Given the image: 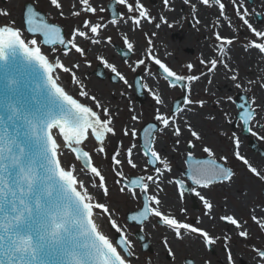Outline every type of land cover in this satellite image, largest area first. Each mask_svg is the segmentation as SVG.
Masks as SVG:
<instances>
[{"label": "snow or ice", "instance_id": "snow-or-ice-1", "mask_svg": "<svg viewBox=\"0 0 264 264\" xmlns=\"http://www.w3.org/2000/svg\"><path fill=\"white\" fill-rule=\"evenodd\" d=\"M47 3L51 11L65 17L62 0H47ZM115 4L124 11L117 12L110 21L112 25L119 27L121 21L125 25L130 23L132 31L143 28L145 23L156 29L172 27L163 12L153 17L142 0H115ZM182 4L190 8L194 25L201 23L198 6L217 7L218 17L212 22V27L215 29L222 19L227 21L230 29L238 30L228 17L223 0H182ZM230 4L234 17L241 22L240 26L250 33L245 49L257 51L264 57V27H255L249 19L256 13L249 11L246 0H230ZM162 7L166 12L173 11V0H162ZM105 11L104 7L93 6L92 0H75L68 15L77 18L78 23L67 36L60 26L42 16L35 5L27 6L19 23L8 19L10 12H0V17L7 19V22L0 23V66L15 72V78L6 77V84L0 90V264H134L138 257L128 222L135 223L142 232V225L154 218H157L155 224L165 227L177 241L191 240L195 236L205 249L220 243L226 253V264H235L230 246L232 235L226 232L215 235L214 228L201 226L202 219L197 218L194 225L179 219L174 206L165 208L159 193L163 192L162 177L172 171V166L162 155V149L156 147L155 133L159 125V131L170 133L175 144L179 145L187 132L191 137L187 144L189 148H195L194 141H201L203 137L184 117L193 113L195 108H204L207 102L193 96V85L202 78H208V84H211L210 77L222 68L225 79L235 89L253 92L251 98L236 106L235 120L224 113L227 123L238 122L253 137L264 140L261 134L264 130V123H261L264 119V76L247 80L245 86L238 70L224 57L225 48L233 44L234 37H224L219 31L214 32L217 43L213 58L201 57L199 60V64L206 68L199 75L192 74V63L182 65L181 71L171 67L154 51L152 37L156 32L144 33L148 46L143 50L144 58L136 61L132 71L143 69L156 82L155 90L140 82H137V87L148 88L155 101L154 120L157 123H148L146 127L137 129L135 124L140 122L141 115H131L133 126H125L123 136L130 137L133 142L126 149L121 144L111 155L110 171L113 183L119 186L118 191L134 201H141L139 209L124 217L125 222L121 223V217L108 202L110 188L107 177L86 150L89 141H94V151L105 154L106 141L110 134H115L111 111L87 90L77 75L80 64L68 66L58 54L59 49L64 56L74 52L86 58L88 49L84 44L105 42L102 33L107 25L100 15ZM122 38L128 52L133 51L134 44L129 36L122 33ZM106 42L111 44L112 38L107 37ZM97 60L103 62L116 79L132 87L117 67L102 56H97ZM152 67H156L155 73ZM61 73L70 74L75 92L67 90ZM161 80L168 88L179 87L182 92V101L174 103L167 111H162L166 105L160 89ZM257 88L262 94L259 98L254 92ZM225 99L233 101L230 95L215 103L222 105ZM210 118L215 119L214 116ZM230 141L235 149L232 152L234 159L250 174L264 181V162L254 164L242 155L240 140L235 133ZM202 151L210 159L195 160L189 151L185 178H173L168 183L175 185L181 203L185 192L194 194L202 202L204 216L215 220L212 215L214 206L201 190L208 189L217 181L230 182L234 172L226 166L228 156H220L219 160L225 163H218L213 158L215 153L211 147L203 146ZM137 155L140 160H137ZM125 165L145 174L126 175L123 171ZM179 212L183 215L185 209L180 207ZM260 212L257 215L254 208L250 220L259 233L264 234V209ZM219 221L234 229L235 236L245 241L252 239L248 221L235 214L221 215ZM105 226L113 232H106ZM161 243L175 264L176 252L167 235ZM250 250L253 253L250 264H264V245L253 244ZM186 264H194V261L187 259Z\"/></svg>", "mask_w": 264, "mask_h": 264}, {"label": "rangeland", "instance_id": "rangeland-1", "mask_svg": "<svg viewBox=\"0 0 264 264\" xmlns=\"http://www.w3.org/2000/svg\"><path fill=\"white\" fill-rule=\"evenodd\" d=\"M111 0H92L93 6L97 7H104L107 11V4ZM115 1V0H113ZM152 2H149V0H142V3L145 5V7L149 10L151 15L153 17H158L159 14L162 12L167 16H172L171 13L166 12L163 10L162 7V0H152ZM26 2H30L32 5H35V7L44 12L48 20L57 23L58 25H61L64 29L65 35L67 36L70 33L71 28L76 27L78 20L75 17H71L68 14V10L72 7L75 0H62V3L64 5L65 9V17H60L56 14V12L51 11L49 9V5L47 3V0H0V12L8 11L11 13V16L8 19H13L17 23L20 22L21 16L23 13V7ZM223 2L227 5V15L232 20L233 26L237 28L238 30L233 31L227 26V21H223L221 19V23L214 29L212 27V22L215 21L218 17V8L217 7H206V12L203 14L202 11L200 12V16L202 18L206 17V14L211 16L207 23H203V25L198 27V25H194L193 17L190 20H187V27L185 25L180 24V27L177 25L176 22H173L177 30H180L181 36H184L182 38H179L180 40H175L177 36H179V33L173 31L172 27L163 26L160 29L154 28L153 25H149L147 23L144 24L143 28L136 29L134 31L131 29V24L125 25L122 21L120 23V26L117 27L115 25H112L110 21L112 20L108 16V12H104L100 14L103 16L104 23L107 25L106 30L103 31L102 35L105 39V42L101 43L100 45H91L90 43L84 44V46L88 49L87 57H81L74 52L70 54L69 56H64V54L58 49V54L62 61L70 66L73 63H79L80 68L83 69L84 75H82L83 78H90L93 82H90L95 87V93L94 95L96 97L102 96L105 102L102 104L109 108L111 111V116L113 118V127H114V135L109 136V138L106 141V150L105 154H98L94 151L96 145L94 141H89L86 150L90 152V154L93 156L94 163L99 166L105 176L108 180V187L110 188V195L108 197V202L111 203L114 210L117 211V214L121 217V223H124V217L126 215V212L129 210L139 209L141 206V201H134L132 200L128 195L122 194L118 191L119 186L115 185L113 183V174L111 173V155L117 150V148L122 144L123 147L126 149L133 141L130 137L123 136V128L126 126L127 122L132 124V121L130 119L131 115L134 114H140L141 120L139 123L135 124V127L137 129H140L141 126H143L146 122L152 121L156 122L153 118L152 111L150 108H153L155 101L153 100L152 96L148 92V88H143L144 93V100L141 103L136 102V96L135 90H134V79L135 76L138 74L140 78V82L142 84H147L148 80L154 81L152 78H149L147 76V73L143 69H137V71L133 72L132 68L136 66V61L139 59H143V50L146 48L147 45V38L145 37L144 33H152L156 32V35L152 37L153 41V48L155 53L160 56L162 59H164L171 67H173L177 71H181L182 65H185L187 63H192L194 65V70L192 74L199 75L200 72H205L206 68L205 66H202L199 64V60L201 57L205 59H211L213 58L214 54V45L217 43L215 41L214 32L219 31L222 36L233 38L234 42L230 46H226L224 57L226 60L230 61L231 66H236V68L240 74V77L246 82L249 79H258L262 76H264V71H261L259 69V60L264 59L260 54H258L257 51L254 50H246L245 44L248 38H250V33H248L243 27L240 26L241 22L238 20V18L234 17V11L230 4V0H223ZM247 4H250V0H246ZM117 8L122 11L124 9L117 5ZM174 8V7H173ZM250 11V10H249ZM256 15L250 16L252 17L251 21L256 25L255 16L262 15L264 16L263 11H254ZM258 12V13H257ZM260 13V14H259ZM179 15V13H176ZM203 14V15H202ZM249 17V19H250ZM212 21V22H211ZM7 22V19L0 17V23ZM158 22V21H157ZM178 22L180 23V19H178ZM192 23L194 28L201 35V41L203 46H206V49H204V52L199 55L196 54V52L199 53V51H195V45L197 44L195 41L192 42V44L195 45H188V48L185 46H182L184 42H186L189 39H191L190 35L193 34L192 29H188V23ZM122 26H125L127 31L123 32ZM178 26V27H177ZM122 33L127 34L130 38V42L134 44V50L129 52V55L127 58L123 59L121 58L120 54L117 52V48L122 49L123 51H128L126 46L123 44V38ZM179 36V37H181ZM107 37L112 38V43L108 44ZM162 43L161 45H165L167 50L171 49L172 55L170 53L166 54L163 51V48L159 46L158 43ZM201 44V46H202ZM97 53V51H99ZM253 52V58H254V67H253V61H250V55L247 52ZM216 55H219L218 52L215 53ZM97 56H102L104 60H106L108 63L113 64L117 69L125 75L126 79L128 80L129 84L132 85V87H128L124 85L122 81H119L118 79L114 78L116 81H111L112 77L114 76V73H112L110 70H107L104 66V63L97 60ZM173 58L171 59V57ZM87 60V62H85ZM127 61V63L125 62ZM250 62H252L250 64ZM98 65H101L104 70V78L99 79L97 76H95V69ZM238 66V67H237ZM78 69V70H79ZM153 73L156 72V67H152ZM220 72H223L222 68H219L216 72L217 75H219ZM188 74V73H184ZM78 75V74H77ZM61 78H63L65 85L67 86V90L70 92H75L73 90V85H71L70 82V74H64L61 73ZM208 78L201 79L199 82H195L193 85V96L199 97L201 99H204L207 103L204 108H195L194 112L196 114L200 115L202 122L201 125L204 127L205 134H202L203 139L199 141V146L196 148L198 150L191 151L192 154L198 158L200 156H208L206 153L202 151L203 146H209L213 149L215 156L213 157L219 162L225 163L224 161H220L219 157L224 155L228 156V161L226 162V166H229L233 169L234 176L231 179L230 182H216L209 186L208 189L202 190V194L205 195L206 198H208L214 208L212 215L215 217V222H217L216 225L208 223L206 225H201L202 227H205L206 229L214 228V234L215 235H221L222 233H228V227L223 223L219 221V217L222 215L223 210H226V214H235L237 217H239L242 220L248 221V224L252 228V239L249 241H245L243 238H240L238 236H235L233 233V239L231 241V250L234 254V260L235 264H248L247 260L242 258L241 261H237V258L235 257V253H240L244 255L252 257L253 253L250 250L251 245H264V234L259 233V231L256 229L252 221L250 220V216L253 214V209H256V214L260 215V209H264V197L262 196V190L264 189V181L259 180L252 174H250L246 168L238 161L234 159L232 156V152L235 150L234 146L231 142L227 143V139H229L233 133H235L240 140V147H245L244 152H241L246 158L249 160L251 158H254L258 161V157L262 158L264 160V155L260 153H256L250 149L248 146V138L253 137H246L242 134V127L240 125H237L235 123V126H232V124H229L225 122H221L219 118L224 117V113H228L229 116L232 115L233 120L235 119V116L233 115L236 111L235 101H240L241 99L238 97L239 94H242L246 97V99H249L250 94L252 92H245L242 89L237 90L233 88L232 83L227 80L223 79L222 81L227 84L230 82V86L232 88V92H229L231 96L233 97L232 102H228L226 99L224 100L223 104L225 106V109L222 110L221 105H217L215 103L216 100H219L221 98H226L228 95H224L221 92H217L215 88H211L207 92H205V88L198 87L199 83L204 87H209L208 84ZM95 81V82H94ZM155 82V81H154ZM96 86L98 88H96ZM230 88V89H231ZM160 89L163 93V96L166 99L173 100L179 96L180 90L178 87L176 89H170L166 86V84L161 80L160 81ZM229 89V90H230ZM93 93V92H92ZM83 101V98H81ZM169 100H167L168 102ZM85 103H89V101H83ZM228 102L227 105L225 104ZM170 107H165L162 110L167 111ZM199 112V113H198ZM215 117V119H209L210 117ZM217 120V122L215 121ZM226 120V119H225ZM157 123V122H156ZM205 124V125H204ZM160 127V126H159ZM159 131V130H158ZM226 133L227 135H224ZM157 140H159L160 143H163L162 139H167L168 141L165 143L167 147L170 146L169 137H166L164 135H160L159 133H155ZM252 139H255L259 146V148L264 151V145L261 143V141L257 137H253ZM181 143V142H180ZM171 144H173L171 142ZM157 147V145H156ZM163 152V150H162ZM185 156V155H184ZM179 159L184 158L183 154L181 157L178 156ZM139 159L140 156H139ZM260 162V161H259ZM257 164V163H256ZM79 166V165H77ZM172 166V165H171ZM174 166V165H173ZM141 168H143V164H141ZM123 171L126 173V175L129 176H137V175H143L145 174L141 170H133L130 169L127 165H125ZM177 172V171H176ZM183 171H181L182 173ZM176 175L175 172L172 175L171 173H165V175L162 177L161 182V188L163 189V192L159 193L160 195H164L163 197H166L167 195L173 196L175 198L174 200H178L180 204L175 205L171 202H168L165 204V208L168 209L169 206H174L173 210L175 215L181 220H185L186 222L193 223L195 225L197 218H202L204 215V209L202 202L199 200L198 197H196L194 194V200H195V208L192 207V200L190 196L185 192L184 200L181 203L179 200L178 191L175 189L174 184H169L168 181L171 180L174 176H177L179 178L182 174ZM166 176V178H165ZM171 177V178H168ZM186 184L190 186V182L186 181ZM199 190V189H198ZM153 192H155V188L152 189ZM180 207H183L185 209V214H180L179 209ZM157 218H154L150 223L145 222L143 227V233L146 231V228L149 229V233L151 234V237H148L146 233H144L145 237L148 239L150 247L148 250H142L140 247V244L138 242V239L134 236L133 233L137 229L140 230V227L135 225H130L129 227V234L130 238L133 241V244L135 245V254L136 257H138L137 260H134V264H151L154 256V245L162 246V238L167 235V233L171 236L172 234L163 226L156 225L155 220ZM213 222V221H212ZM223 224V226H222ZM155 225V226H153ZM146 226V227H145ZM105 231L108 233H112L113 230L110 229L109 226H105ZM158 236L156 237V240L152 236ZM168 236V235H167ZM197 241V242H196ZM171 242V241H170ZM182 242V243H181ZM181 247L176 250V258H175V264H186V258H190L194 261V264H202L198 258L193 254L192 251H188L187 253L184 252V248L188 244H198L201 245L199 240H196L195 236L192 237L191 240L184 239L183 241H180ZM172 246V245H171ZM173 248V247H172ZM201 250H204L206 254L207 261H210L211 264H226V253L224 252L223 248L221 247V244L218 243L217 245L213 246L212 248L205 249L201 245ZM159 251V250H158ZM161 259L165 260L164 264H173V261L170 257L166 255V252L162 250L161 253ZM180 254V256H179Z\"/></svg>", "mask_w": 264, "mask_h": 264}, {"label": "bare ground", "instance_id": "bare-ground-1", "mask_svg": "<svg viewBox=\"0 0 264 264\" xmlns=\"http://www.w3.org/2000/svg\"><path fill=\"white\" fill-rule=\"evenodd\" d=\"M152 3H153V1L152 0H150ZM173 1H177V0H173ZM180 3H182V0H179V1H177V2H174V4H173V7H174V10L173 11H171V13H172V16H169L168 17V19H169V23L172 25V28H173V31H175L176 33L178 32L179 33V36H181L180 34V30H177L178 28H176L175 27V25L173 24V22H176L177 23V25L180 27V23L178 22V19H179V15L178 14H176V10L180 7ZM255 3V4H254ZM254 4V5H253ZM246 6L249 8V10L250 9H252L251 11H263L264 12V0H253V2L251 3V4H247L246 3ZM206 11H203V14L205 13ZM170 13V12H169ZM198 14H199V12H198ZM202 14V15H203ZM68 15V14H67ZM66 15V16H67ZM210 17L211 16H209V15H207L206 14V17H204V18H202V16H200L199 18H201V20L202 21H204L205 20V24L207 23V21L208 20H211L210 19ZM173 21V22H172ZM186 21H184V23H185ZM212 22V21H211ZM184 23H183V25H184ZM181 24H182V22H181ZM201 24V26L203 25V22H201L200 23ZM177 26V27H178ZM181 28V27H180ZM193 28H194V26H193ZM192 29V28H191ZM122 30H123V32H126L127 31V29H126V27L125 26H122ZM193 34H191L190 35V37H191V39H189V42H188V40L186 41V42H184L183 44H182V46H185V47H187L188 48V45H195V44H192V42L193 41H195L197 44L195 45V51H199V53L198 52H196V54H199V55H201L203 52H204V49H206V46H203V44H202V46H201V44H200V41L202 40L201 39V35L199 34V33H197V32H195L194 31V29H193V32H192ZM179 36H177V38H175V40H180L179 38H182V37H184V36H181V37H179ZM162 43H158L157 45H158V48H159V46H161L162 48H163V52L164 53H166V54H168V53H170V52H172V50L171 49H169V50H167V48L165 47V45H161ZM98 52H100V50L99 51H97V53ZM249 55H250V61H253V67H254V58H253V52H247ZM171 55H172V53H170ZM173 58V56L171 57V59ZM259 64H258V66H259V69H261V71H264V59H260L259 61ZM252 62H250V64H251ZM233 67H236V66H233ZM238 67V66H237ZM77 74H78V76L81 78V80H82V82L86 85V87H87V90L91 93V94H93L94 95V93H95V87L93 86V84L92 83H90V82H93L92 81V79H90V78H83L82 77V75H84V71H83V69H79V70H77ZM62 77V76H61ZM211 79H212V83L211 84H209V87H204V86H202L200 83H199V85H198V87H203V88H205V89H208V90H210L211 88H215V90H217V92H221V93H223L224 95H228V93L229 92H232V88H231V86H230V82H228L227 84H225V82L224 81H222L225 77H224V73L223 72H220L219 73V75H217L216 73H215V75L214 76H212V77H210ZM202 79H205V78H202ZM208 80V79H207ZM64 82V80H63V78H62V83ZM95 82V81H94ZM63 84H65V83H63ZM146 85H148L149 87H151V88H153V90H155L156 89V82H152L151 80H148L147 81V84ZM232 86H233V88H235L234 87V85L232 84ZM96 88H98L97 86H96ZM231 88V89H230ZM230 89V90H229ZM73 90H75V88H74V86H73ZM93 92V93H92ZM254 92H255V95L259 98V97H261V92H260V90L257 88V89H255L254 90ZM230 94V93H229ZM231 95V94H230ZM252 95H253V92L251 93V97H252ZM100 101H101V103H103V102H105V100L103 99V97L102 96H99V97H97ZM163 98H164V100H165V105H166V107H169L170 105H169V103H170V99H166L164 96H163ZM167 100H169L168 102H167ZM225 104H227V105H230V104H228V102H226ZM155 107H156V105L154 104V106H153V108H150V110L152 111V115L151 116H153V118H154V115H155ZM221 108H222V110L223 109H225V106L224 105H221ZM163 111V110H162ZM199 113V112H198ZM231 117H232V115H231ZM233 118V117H232ZM184 119H187L188 120V122L190 123V124H192L193 126H194V128H195V130H197L201 135L202 134H205L206 132H205V130H204V127L201 125V123L203 122L204 123V121L203 120H201V118H200V115H198V114H196V112H193V113H189V114H186L185 115V117H184ZM209 119H211V118H209ZM219 120L221 121V122H223L224 124H225V122H227L226 120H225V117H221V118H219ZM216 122H217V120H215ZM261 123H264V119H261ZM205 125V124H204ZM126 126H128V127H131V126H133L131 123H129V122H127V124H126ZM158 133H159V135H164V136H166V137H169V141L170 142H172V143H174V144H170V146L169 147H167V145L165 144L168 140L167 139H162V141H163V143H160L159 141H158V144H157V148L158 149H162L163 150V152H162V155H164V156H166L168 159H171L170 160V162H172L173 163V167H172V171H171V173H173V172H176V171H180V169H181V167H182V163H181V161L178 159V156L179 157H181L182 156V154H184V155H187V152H189V151H193V150H198L196 147L195 148H189V146H188V144H187V140L188 139H191V137H190V134L189 133H187V132H185V135H184V137H182L181 138V143L179 144V145H176L175 144V138L174 137H172L171 135H170V133H161L160 131H158ZM261 134L262 135H264V130H261ZM250 141V140H249ZM229 142H231L230 141V138L229 139H227V143H229ZM194 143L196 144V146L198 147L199 146V141H194ZM244 148L245 147H242V148H239V151L240 152H244ZM243 155V154H242ZM137 160H140L139 159V155H137ZM254 164H259L260 162H263V160L262 159H260L259 157H258V160L260 161H257V160H255L254 158H251L250 159ZM165 178H166V176H165ZM199 190H201V189H199ZM202 191V190H201ZM160 195V194H159ZM164 195H160V197L164 200V202H165V204L166 203H168V202H171V203H173V204H175V205H178V204H180L179 203V201L178 200H174L175 198H173V196H170V195H167L166 197H163ZM169 204V203H168ZM257 212V211H256ZM226 214V210H223V212H222V215H225ZM202 220H203V224L202 225H206V224H208V223H211V224H214V225H216L217 224V222H215L216 220H210L208 217H206V216H204L203 215V217L201 218ZM213 221V222H212ZM145 225V224H144ZM222 226H223V224H222ZM255 226V225H254ZM146 227V226H145ZM105 230V229H104ZM144 233H146L147 234V236L148 237H151V234L149 233V229H147L146 228V231L144 232ZM233 233H234V229H231V228H228V233L227 234H229V235H233ZM167 235H168V238H169V240L171 241V245H172V247H173V249H174V251L176 252V250L178 249V248H180L181 247V244H180V241H177V240H175V239H173V237L171 238V236L167 233ZM155 240H156V237H158V236H156V235H154V236H152ZM182 243V242H181ZM154 248H155V250L156 251H154V256H155V258H153V260H152V262H151V264H164V261L165 260H162L161 259V253H162V250L163 251H165L164 250V248H163V245L161 246V245H159L158 246V250H157V245L155 244L154 245ZM188 251H192L193 252V254L198 258V260L202 263V264H205V262H207V258H206V254H205V252H204V250H201V245H198V244H188L187 246H186V248H184V252H188ZM248 255H250V253L248 254ZM248 255H244V254H240V253H235V257L237 258V261H241L242 260V258H244V259H246L247 260V263L248 264H250V256L248 257ZM179 256H180V254H179Z\"/></svg>", "mask_w": 264, "mask_h": 264}, {"label": "water", "instance_id": "water-1", "mask_svg": "<svg viewBox=\"0 0 264 264\" xmlns=\"http://www.w3.org/2000/svg\"><path fill=\"white\" fill-rule=\"evenodd\" d=\"M30 3H26L25 6H24V11L26 10L27 6L29 5ZM110 12V15L111 17H115L117 15V12H116V9L114 7L113 4H110L109 5V11ZM41 15L44 16V14L40 11ZM62 29V28H61ZM62 32H63V29H62ZM119 54L122 56V58H126L128 55H129V52H126V51H123L122 49L120 48H117ZM125 53H127V55H125ZM97 76H99L100 78H103V70L101 67H98L97 69ZM6 77L8 78H15V72H13L11 69H5L4 67L0 66V90H2L6 84ZM137 82H140V79H139V76L137 75L136 78H135V82H134V85H135V88H136V94H137V98L138 99H141L142 98V87L138 88L137 87ZM182 99V98H181ZM180 99V100H181ZM177 102H180L179 100ZM146 127V126H145ZM133 213V212H132ZM130 213V214H132ZM129 214V215H130ZM137 234V237L140 239L141 236H143L142 234L139 233H136ZM142 245L144 248L147 247V242L143 239H140Z\"/></svg>", "mask_w": 264, "mask_h": 264}, {"label": "flooded vegetation", "instance_id": "flooded-vegetation-1", "mask_svg": "<svg viewBox=\"0 0 264 264\" xmlns=\"http://www.w3.org/2000/svg\"><path fill=\"white\" fill-rule=\"evenodd\" d=\"M177 1H179V0H177ZM177 1H173V4H174V2H177ZM149 2H151L150 0H149ZM253 2V0H250V4ZM255 4V3H254ZM253 4V5H254ZM180 5V7L175 11L176 13H179V19H180V24H181V22L182 23H184V21H186L185 23H184V25L187 27V20H190L191 18H192V14H191V10H190V8L188 7V6H184L182 3H180L179 4ZM207 9L206 7H204V6H198V12L199 11H202V13H203V11H205V10ZM251 10L252 9H250V12H251ZM121 13L123 12L121 9L119 10ZM171 13V12H170ZM258 13V12H257ZM260 14V13H259ZM171 15H172V13H171ZM200 17V12H199V14H198V18ZM252 17H250V22L252 23V19H251ZM200 19V21L201 22H203V23H205V20L204 21H202L201 20V18H199ZM255 21H256V25H255V27H257V28H261V27H264V16H262V15H258V16H255ZM254 25V24H253ZM201 27V24H199L198 25V27ZM192 28V31H193V29H194V31L195 32H197L198 30H196L195 28H193V25H192V23H188V29H191ZM250 98H251V94H250ZM232 126H235V125H232ZM250 136H252L251 134H250ZM253 137H250V142L249 143H252V142H257L255 139H252ZM260 140V139H259ZM261 141V143H263V145H264V140H260ZM257 144V143H256ZM258 145V144H257ZM183 159H182V161H181V159H179L180 161H181V163H182V167H184V162H185V156H184V154H183ZM200 157H203V156H200ZM260 158V157H259ZM172 159V158H171ZM171 159H169V161L171 160ZM258 159V158H257ZM260 159H262V158H260ZM259 161V160H258ZM219 162V161H218ZM263 162H264V160H263ZM219 163H222V162H219ZM261 163V162H260ZM259 163V164H260ZM227 167H229V166H227ZM231 168V167H230ZM218 182H220V181H218ZM263 191V190H262Z\"/></svg>", "mask_w": 264, "mask_h": 264}]
</instances>
